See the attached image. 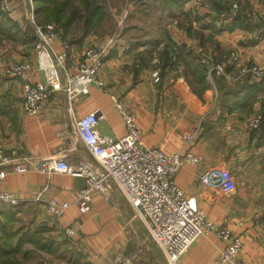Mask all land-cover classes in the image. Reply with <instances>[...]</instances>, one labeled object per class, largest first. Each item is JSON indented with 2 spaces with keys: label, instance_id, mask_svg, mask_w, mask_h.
<instances>
[{
  "label": "crops",
  "instance_id": "1",
  "mask_svg": "<svg viewBox=\"0 0 264 264\" xmlns=\"http://www.w3.org/2000/svg\"><path fill=\"white\" fill-rule=\"evenodd\" d=\"M132 1L139 6L149 4L148 0ZM157 1L163 7L150 17L161 20L160 14H165L168 20L162 21L163 25L141 26L138 21L132 23L131 16L128 26L115 36L100 35L98 28L82 33L76 27L65 34L59 27L62 38L54 42L53 49L66 55L64 66L73 71L89 49L114 39L99 72L104 88L91 85L86 94L73 101L64 90L55 91L37 116H28L23 109L21 81L0 76V146L23 159L55 158L71 166L84 164L97 169L99 162L79 138L75 122L99 112L105 116L99 131L124 137L125 121L115 99L126 112L135 115L147 147L166 154L191 153L199 158L178 172L175 183L205 211L208 221L241 238V262L264 264V83L251 74L237 81L229 76L241 67L264 69V21L233 14L234 5L244 12H264V0ZM28 4V0H11L8 12L0 8L20 30H13V35L0 44V69L28 61L30 81L39 83L44 81V73L36 59L32 22L24 19V12L31 14ZM144 12V8L135 9V15ZM231 54L238 61L227 67L228 75H209L211 66ZM167 55L171 63L164 66ZM50 57L63 86L64 67L58 66L54 53ZM197 70L205 72L203 82L196 80ZM257 115H262L263 123L258 130H250L249 122ZM220 169L230 171L237 188L235 194L202 184L205 173ZM86 185L84 178L36 171L18 174L10 167L0 181V191L13 193L21 200L19 215L25 214L22 210L28 206L36 207V221L47 226V234L55 237L61 233L65 237L64 241L53 238L57 249L64 243L81 254L87 253L86 263L117 264L121 258L129 264L143 260L152 264L158 251L169 264L146 220L115 183L103 193H95L91 210L82 214L76 199ZM65 203L70 207L61 217L49 211L51 204ZM5 218L0 212V220ZM70 227L76 229L72 239L65 233ZM15 233L17 240L21 233ZM47 234L44 237L50 238ZM225 247L226 242L215 234L202 236L180 264H214ZM32 250L30 244L22 246L19 259L24 264L36 260L34 252L28 256ZM37 252L41 253L37 256L39 264H47L41 258L45 255L57 260L62 257L59 250L55 254Z\"/></svg>",
  "mask_w": 264,
  "mask_h": 264
},
{
  "label": "built area",
  "instance_id": "2",
  "mask_svg": "<svg viewBox=\"0 0 264 264\" xmlns=\"http://www.w3.org/2000/svg\"><path fill=\"white\" fill-rule=\"evenodd\" d=\"M30 2V10L34 13L33 1ZM10 7L11 0H0V8L3 12H8ZM241 13L239 7L234 5L233 14ZM244 15L264 21V12L258 10L246 12ZM31 22L37 40L36 59L38 67L44 73V81L39 83L30 81L31 63L28 61L9 64L0 69V76L21 81L24 89L23 109L28 116H37L44 102L55 91L64 90L69 100L73 101L86 94L91 85L104 88L99 72L114 41L113 38L89 49L84 61L73 71L64 66L66 55L57 54L53 49L54 42L62 38L61 29L55 24L38 25L34 15ZM52 53L56 55L58 66L64 67L66 79L63 86L51 60ZM237 61L238 57L231 54L215 66H211L209 75L226 76L227 67ZM202 63L205 64V61ZM248 74L264 83V69L257 66L241 67L235 74L229 76L230 80L237 81ZM114 102L125 121L124 137L103 135L98 125L105 116L99 112H92L75 122L79 138L99 162L97 169L84 164L71 166L66 161L55 158L23 159L17 156L16 152L8 154L0 146V181L6 177L10 167H13L18 174L36 171L84 178L87 185L79 192L76 199V205L82 214L91 210L93 195L97 192L103 193L113 182L146 220L154 240L166 254L169 264H180L181 258L197 240L209 234H215L226 242L225 249L214 264H245L240 260L243 247L241 238L230 229L208 221L205 211L197 206L194 199L188 198L175 183L178 172L188 164L197 163L199 158L191 153L166 154L159 148L147 147L143 143L142 130L135 115L126 112L117 100L114 99ZM262 123V115H257L250 120L249 129L258 130ZM185 138L190 140L192 136ZM201 182L207 187L216 186L225 194L237 192L234 178L227 169L207 172L201 177ZM0 204L17 207L21 204V200L13 193L0 191ZM69 207L70 204L67 203L51 204L49 211L61 217ZM65 233L72 239L76 229L67 228ZM117 264H129V262L119 258Z\"/></svg>",
  "mask_w": 264,
  "mask_h": 264
},
{
  "label": "trees",
  "instance_id": "3",
  "mask_svg": "<svg viewBox=\"0 0 264 264\" xmlns=\"http://www.w3.org/2000/svg\"><path fill=\"white\" fill-rule=\"evenodd\" d=\"M34 5L35 22L38 25L45 26L55 24L62 28L67 34L70 28L76 27L87 33L93 29L99 28L107 17L105 7L106 0H32ZM171 6L176 5V2L167 1ZM17 31V26L13 23L7 14L0 10V44L3 40L9 39L13 34L12 30ZM167 55L164 58V66L170 65L171 58ZM196 80L203 82L205 80V72L197 70ZM3 211V210H2ZM3 214V213H2ZM7 217V216H6ZM3 228V226H2ZM0 236V264H23L19 259L22 255L21 249L23 245L30 244L38 251H45L50 254H55L56 249L53 248L51 241L41 243L37 237L43 229L36 231L30 236L21 239L18 237L16 243L13 240L18 236L15 232L1 229ZM37 237V238H35ZM33 252L29 251L28 256ZM27 253L24 254L26 257Z\"/></svg>",
  "mask_w": 264,
  "mask_h": 264
},
{
  "label": "rangeland",
  "instance_id": "4",
  "mask_svg": "<svg viewBox=\"0 0 264 264\" xmlns=\"http://www.w3.org/2000/svg\"><path fill=\"white\" fill-rule=\"evenodd\" d=\"M149 4L143 5V6H139L137 4H133L132 0H106L105 1V7L107 10V17L105 18L104 23L98 28L99 30V34H109L112 36H115V34H119L120 31H122L123 27L128 26L130 20L129 18H131V16H134V18H132V23L137 22L139 25L141 26H153L155 27L156 25H158V23L161 25H163L164 22L162 21H167L168 18L165 14H160V18L161 20L156 17L152 18L150 17L151 14H153L154 10L156 9H161L163 7L162 2L157 1V0H148ZM28 3L31 4L30 0H28ZM131 3L133 5H131ZM28 4V5H29ZM129 5H131L132 7H129ZM239 7V6H238ZM29 8L31 9V5H29ZM138 8H144V10L146 12L142 13H137L135 15V9ZM240 9V7H239ZM241 10V9H240ZM241 14L245 16L244 14L246 12L241 10ZM24 19L25 20H31L32 19V15H34V13H32L31 10V14L24 12ZM31 15V16H30ZM136 17V18H135ZM246 17V16H245ZM14 30V29H13ZM12 30V33H13ZM20 31V30H17ZM18 34L15 33V37ZM164 36V35H162ZM160 37L161 39H163V37ZM22 208V206H17V207H11V206H7L4 204H0V211L1 213H3V215L7 216L5 218V220L3 221L2 219L0 220V225L3 226V228L1 229H6L8 231L11 232H15L16 230L18 231V233H21V239L25 238L26 236H30L32 233H35L36 231H39L41 229H43V234L39 233V235L37 236L39 238V242L44 243V242H49L51 241L53 245V248L57 250H59L60 255L62 257H60L59 260L57 259H51L50 257H46V255L41 258H43L47 264H90L89 262L86 263L88 261L87 258V253L81 254L78 251H76L73 247L68 246V244H64L60 246V248L57 249V247L55 246L57 242H55V240L53 238L56 237V239H60L63 238V236L60 234L54 235L55 237H51L49 236L50 234L48 232L47 226L44 223L41 222H37L36 221V215H37V209L34 206H28L27 208H25L24 210H22V212H25V214H20V209ZM4 224V225H3ZM1 226V227H2ZM45 234H47L48 237L50 238H46L44 237ZM56 234V233H55ZM53 236V235H52ZM35 237V238H37ZM65 238V237H64ZM62 239V241H64L65 239ZM13 242H16V239H14ZM37 247V246H36ZM33 248L32 252L36 253L34 256V258H36V260L32 259L28 264H39V262H41L40 258H37L38 253L37 248ZM47 253V252H46ZM55 256V255H53ZM70 258V259H69ZM74 258V259H73ZM69 259V260H68ZM40 260V261H39ZM24 264V263H23ZM41 264V263H40ZM136 264H151L150 261L147 260H143V261H138L136 262ZM152 264H166L162 255L160 253H156V259L153 260Z\"/></svg>",
  "mask_w": 264,
  "mask_h": 264
}]
</instances>
